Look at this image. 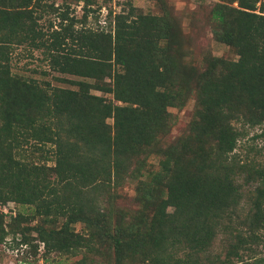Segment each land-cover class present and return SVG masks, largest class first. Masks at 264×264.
Wrapping results in <instances>:
<instances>
[{"label": "trees", "instance_id": "1", "mask_svg": "<svg viewBox=\"0 0 264 264\" xmlns=\"http://www.w3.org/2000/svg\"><path fill=\"white\" fill-rule=\"evenodd\" d=\"M42 6L41 0H0V204L12 200L40 217L36 233L44 253L90 248L103 237L115 264L132 256L137 264H199L243 197L241 172L258 181L244 227L233 233L224 257L208 260L233 264L236 257L241 263L234 264H243V251L254 245L264 251V167L242 162L235 151L248 127L264 125V0L215 1L213 33L237 57L214 55L206 67L188 69L182 28L170 14L137 12L129 1L105 30L78 27L69 5L59 10L51 3L59 21L49 19L44 28ZM18 45L41 50L48 67L61 73L53 78L76 87L13 74L10 56ZM184 90L195 98L187 134L158 149L160 168L139 181L141 208L109 227L94 193L119 183L159 145L168 108L182 102ZM29 149L47 153L45 161L28 159ZM57 216L61 223L48 225ZM4 217L0 212V240ZM77 220L88 235L71 227ZM252 261L264 264V254Z\"/></svg>", "mask_w": 264, "mask_h": 264}, {"label": "rangeland", "instance_id": "2", "mask_svg": "<svg viewBox=\"0 0 264 264\" xmlns=\"http://www.w3.org/2000/svg\"><path fill=\"white\" fill-rule=\"evenodd\" d=\"M83 1L41 0L43 5L39 11L40 14H43L42 19L39 21L41 26L47 27L49 19H53L55 24L58 23V10L49 9L50 4L54 3L55 7H59V10L69 5L70 14L75 15L79 19L76 22L78 27L86 25L92 28L110 30L113 28L114 14L123 8L128 9L129 1H132L137 12L157 15L170 14L178 20L182 28L183 68L188 69L191 66L204 68L210 63V59L214 55L228 59L237 57L235 48L218 40L213 33V26L216 21L211 15V7L217 0H88L87 8L84 7L85 2ZM232 3L237 5V1ZM43 8L48 10L43 12ZM10 70L13 74L24 77H31L40 81L50 79L53 84L76 87L71 82L54 79L53 75H61V73L48 67L47 59H44L41 50L31 49L26 45L14 47L10 56ZM62 75L72 79L79 78V76L72 74ZM91 90L107 97L111 96V93L98 89ZM194 103L193 92L185 91V98H183L182 102L176 107L168 108L170 111V123L164 136L160 138L159 145L147 155L136 160L133 163L132 172L124 176L119 183L109 185L94 193L97 207L107 213L106 218L109 220V227L121 216L125 220H129L131 215L141 208L142 202H138L137 199L139 181L149 180L151 174L160 168L162 155L158 152V149H167L169 146L174 145L179 137L187 134ZM107 121L111 122L112 118L108 117ZM235 124L238 127L240 126L239 122H235ZM247 130V135L240 140L235 151L242 162L253 160L258 166L264 167V137H253L255 133L264 131V125L248 127ZM45 155L47 153L43 151L34 153L32 149H29L27 158L42 162L45 161ZM47 161L48 163L53 162V160ZM246 175L247 172H241L237 176L238 183L242 185L243 197L235 213L231 219L226 220L227 226L218 231L212 241L209 252H205L202 255L199 264H211L208 260L209 256L224 257L229 243L234 240L233 233L244 227L242 220L251 207L255 197L254 189L258 186V181L255 179L246 181ZM7 202L12 204L15 215L8 213L3 218L7 233L0 240V264H115L111 246L103 237H97V241L90 248L80 246L71 251H52L45 254L43 243L37 239L36 233V226L40 223V217H33L29 206L21 205L12 200ZM1 206L2 204H0ZM18 214H21L22 218L14 220L13 218ZM63 218V216H57L48 225L54 224L57 226ZM71 227L84 235L89 233V228L82 220L71 222ZM22 230L25 231L28 237L27 243H21L20 241ZM263 252L261 245H254L251 252L248 250L243 251V264H248V262L257 264L253 263L252 259L254 256H262ZM252 255L254 256L250 257ZM231 259L233 264L240 262L237 261L236 257ZM137 262V257L132 256L126 261V264H137Z\"/></svg>", "mask_w": 264, "mask_h": 264}, {"label": "built area", "instance_id": "3", "mask_svg": "<svg viewBox=\"0 0 264 264\" xmlns=\"http://www.w3.org/2000/svg\"><path fill=\"white\" fill-rule=\"evenodd\" d=\"M7 205H9L10 208L7 207ZM0 212L3 213L4 215H7L8 213L15 215V211H14L12 204H8V202L7 204L5 203L2 204V206L0 207Z\"/></svg>", "mask_w": 264, "mask_h": 264}]
</instances>
